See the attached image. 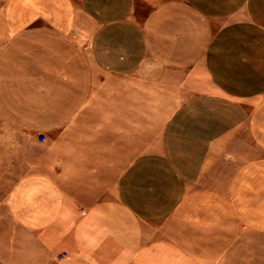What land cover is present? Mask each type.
<instances>
[{"label":"crops","instance_id":"0c3cea01","mask_svg":"<svg viewBox=\"0 0 264 264\" xmlns=\"http://www.w3.org/2000/svg\"><path fill=\"white\" fill-rule=\"evenodd\" d=\"M4 137L19 264H264V0H0Z\"/></svg>","mask_w":264,"mask_h":264},{"label":"rangeland","instance_id":"374dc122","mask_svg":"<svg viewBox=\"0 0 264 264\" xmlns=\"http://www.w3.org/2000/svg\"><path fill=\"white\" fill-rule=\"evenodd\" d=\"M27 139L0 138V264H19L26 246V235L20 233L10 218L6 200L15 179L25 171Z\"/></svg>","mask_w":264,"mask_h":264},{"label":"built area","instance_id":"2783aa9c","mask_svg":"<svg viewBox=\"0 0 264 264\" xmlns=\"http://www.w3.org/2000/svg\"><path fill=\"white\" fill-rule=\"evenodd\" d=\"M38 139L40 140V141H43L44 140V138L40 135V136H38Z\"/></svg>","mask_w":264,"mask_h":264}]
</instances>
